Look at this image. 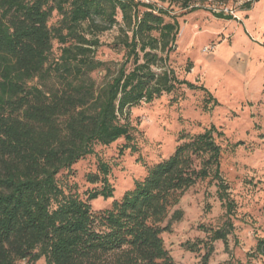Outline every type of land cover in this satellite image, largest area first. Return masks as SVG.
Segmentation results:
<instances>
[{
  "label": "trees",
  "instance_id": "obj_1",
  "mask_svg": "<svg viewBox=\"0 0 264 264\" xmlns=\"http://www.w3.org/2000/svg\"><path fill=\"white\" fill-rule=\"evenodd\" d=\"M194 1L170 0L189 12ZM53 11L59 19L50 24ZM167 16L141 0H0V264L40 258L45 264H176L161 234L180 220L181 210L170 211L185 190L211 177L231 211L214 126L150 166L110 208L93 212L89 204L113 194L106 162L88 175L101 184L86 199L59 185L57 175L95 145L131 140L130 107L180 85L206 90L164 67L179 33L177 17ZM113 26L126 59L111 72L94 54L99 35ZM54 40L61 45L57 57ZM98 69L105 71L101 83L91 77ZM227 232L214 230L211 240L226 243ZM256 251L264 254V239Z\"/></svg>",
  "mask_w": 264,
  "mask_h": 264
},
{
  "label": "rangeland",
  "instance_id": "obj_2",
  "mask_svg": "<svg viewBox=\"0 0 264 264\" xmlns=\"http://www.w3.org/2000/svg\"><path fill=\"white\" fill-rule=\"evenodd\" d=\"M229 1L238 19L217 18L200 6L189 12L170 0H151L155 8L168 11L166 20L176 16L179 23L164 67L206 90L180 85L149 103L130 107L125 119L130 141L120 138L108 146L95 145L92 154L57 175L66 193L86 199L87 192L101 184L90 182L88 175L97 173L99 161L106 162L113 194L89 201L93 212L104 210L133 188L150 166L171 155L177 145L214 126L221 133L214 132V139L221 148L219 169L232 208L227 212L211 177L185 190L170 211L181 210L180 220L161 234L176 264H203L202 256L209 247L205 264H264V254L256 251L257 241L264 239V0L250 3V8L245 0ZM58 19L53 11L49 23ZM117 19L121 22L119 16ZM118 35V26L100 34L101 44L94 54L111 72L126 59ZM60 46L53 41V56L59 55ZM152 69L159 71V66ZM104 73L98 69L91 77L101 83ZM217 229L228 231L226 243L211 240ZM186 243L197 246L196 250H188ZM17 264L45 261L21 260Z\"/></svg>",
  "mask_w": 264,
  "mask_h": 264
},
{
  "label": "built area",
  "instance_id": "obj_3",
  "mask_svg": "<svg viewBox=\"0 0 264 264\" xmlns=\"http://www.w3.org/2000/svg\"><path fill=\"white\" fill-rule=\"evenodd\" d=\"M142 2L145 3H151V0H141ZM256 0H245L244 3H252ZM202 7L203 9H206L207 11H209L210 13H212L213 15L215 14H222L225 16H230L232 19H238L237 16V10L234 7V5H232L230 3V1L228 0H195L192 4L189 5L188 8L190 7ZM206 50L208 51L209 49L206 48Z\"/></svg>",
  "mask_w": 264,
  "mask_h": 264
}]
</instances>
